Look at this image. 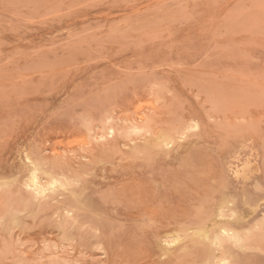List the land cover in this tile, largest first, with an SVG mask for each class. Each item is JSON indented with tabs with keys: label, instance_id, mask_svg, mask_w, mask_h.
<instances>
[{
	"label": "rangeland",
	"instance_id": "obj_1",
	"mask_svg": "<svg viewBox=\"0 0 264 264\" xmlns=\"http://www.w3.org/2000/svg\"><path fill=\"white\" fill-rule=\"evenodd\" d=\"M0 264H264V0H0Z\"/></svg>",
	"mask_w": 264,
	"mask_h": 264
},
{
	"label": "bare ground",
	"instance_id": "obj_2",
	"mask_svg": "<svg viewBox=\"0 0 264 264\" xmlns=\"http://www.w3.org/2000/svg\"><path fill=\"white\" fill-rule=\"evenodd\" d=\"M161 140V139H160ZM28 159V158H27ZM55 181V180H54ZM51 183V185L52 184H54V182L52 183V182H50ZM56 183V182H55ZM39 183H36V185H38ZM64 186V185H63ZM38 187H39V185H38ZM45 187V186H44ZM37 191V190H36ZM224 230V229H223Z\"/></svg>",
	"mask_w": 264,
	"mask_h": 264
}]
</instances>
